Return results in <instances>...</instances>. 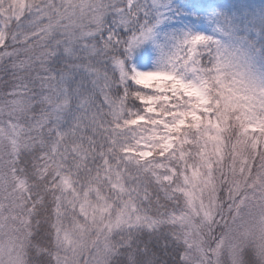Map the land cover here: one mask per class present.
<instances>
[{"label":"snow or ice","instance_id":"obj_1","mask_svg":"<svg viewBox=\"0 0 264 264\" xmlns=\"http://www.w3.org/2000/svg\"><path fill=\"white\" fill-rule=\"evenodd\" d=\"M0 264H264V0H0Z\"/></svg>","mask_w":264,"mask_h":264},{"label":"rangeland","instance_id":"obj_2","mask_svg":"<svg viewBox=\"0 0 264 264\" xmlns=\"http://www.w3.org/2000/svg\"><path fill=\"white\" fill-rule=\"evenodd\" d=\"M257 2H261V0H257Z\"/></svg>","mask_w":264,"mask_h":264}]
</instances>
